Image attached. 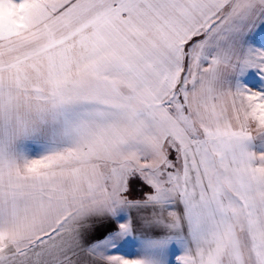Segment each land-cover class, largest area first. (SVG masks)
Here are the masks:
<instances>
[{
  "label": "snow or ice",
  "instance_id": "snow-or-ice-1",
  "mask_svg": "<svg viewBox=\"0 0 264 264\" xmlns=\"http://www.w3.org/2000/svg\"><path fill=\"white\" fill-rule=\"evenodd\" d=\"M0 264H264V0H0Z\"/></svg>",
  "mask_w": 264,
  "mask_h": 264
}]
</instances>
